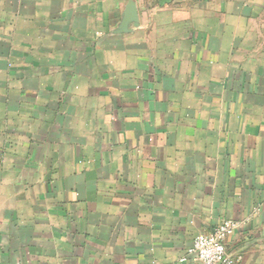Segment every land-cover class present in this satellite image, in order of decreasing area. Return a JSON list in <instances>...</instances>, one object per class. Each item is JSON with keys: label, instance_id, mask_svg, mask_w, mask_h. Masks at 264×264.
Here are the masks:
<instances>
[{"label": "crops", "instance_id": "1", "mask_svg": "<svg viewBox=\"0 0 264 264\" xmlns=\"http://www.w3.org/2000/svg\"><path fill=\"white\" fill-rule=\"evenodd\" d=\"M226 220L264 264V0H0V264H201Z\"/></svg>", "mask_w": 264, "mask_h": 264}, {"label": "built area", "instance_id": "2", "mask_svg": "<svg viewBox=\"0 0 264 264\" xmlns=\"http://www.w3.org/2000/svg\"><path fill=\"white\" fill-rule=\"evenodd\" d=\"M237 228V223L226 220L212 234L197 235L181 262L235 264V260L227 252L225 241L236 232Z\"/></svg>", "mask_w": 264, "mask_h": 264}]
</instances>
